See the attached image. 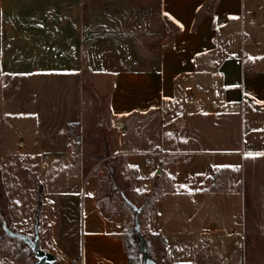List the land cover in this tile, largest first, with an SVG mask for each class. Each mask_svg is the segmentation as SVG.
<instances>
[{"label":"crops","instance_id":"1","mask_svg":"<svg viewBox=\"0 0 264 264\" xmlns=\"http://www.w3.org/2000/svg\"><path fill=\"white\" fill-rule=\"evenodd\" d=\"M150 1L162 23L131 37L112 11L123 0H0V105L15 112L21 104L24 112L29 103V114L47 127L46 149L74 146L78 130L94 126L117 129L111 146L117 153L139 149L141 157L127 155L126 166L170 154L162 161L168 186L154 190L140 227L164 236L172 249L158 216L167 193L202 200L216 183L214 166L246 170L258 161L255 154L264 159V61L255 50L264 38L247 31L249 0ZM214 81L219 90L211 89ZM99 182L92 175L76 205L66 195L53 220L39 182V245L58 248L63 257L56 264H129L119 221L98 199Z\"/></svg>","mask_w":264,"mask_h":264},{"label":"rangeland","instance_id":"2","mask_svg":"<svg viewBox=\"0 0 264 264\" xmlns=\"http://www.w3.org/2000/svg\"><path fill=\"white\" fill-rule=\"evenodd\" d=\"M156 10V3L149 4V0H123V4L112 8L118 29L131 37L141 31L154 32L162 23ZM246 12L251 15L247 31L261 41L264 0H249ZM256 46V53L264 61V47L258 43ZM16 105L15 112H9L10 106L5 111L6 106L0 105V264L36 262L30 248L21 240L7 236L3 226L30 237L35 232L38 234L35 213L39 182L44 184L52 201L53 212L47 217L53 220L55 210L59 206L63 208L67 201L66 195H70L74 205L78 204L85 186L92 182V175L100 176L98 199L107 213L119 221L129 264H143L138 257L139 253L143 255L139 251L138 235L144 239L147 257L157 264H264V159L260 155L246 170L238 165L214 166L216 183L204 192L202 200L182 193H167L162 198L158 216L160 227L171 242L170 249L164 236L149 235L141 227L139 232L134 230L135 212L131 207L133 204L140 209V224L145 213L147 220L154 190L168 186L169 168L162 161L169 159L170 154L162 151L161 161H151L142 167L126 166L123 160L127 155L141 157L139 149L135 146L128 154L117 153L111 147L116 143L117 129L106 133L94 126L79 129L73 138L74 146L58 142V149H46L47 127L43 121L29 114V103L24 104L27 109L24 112L20 111L21 104ZM58 127L51 130L58 134ZM131 138L136 140L135 135ZM19 140L23 146L16 145ZM191 143L190 149H194L196 146ZM210 145L217 142L211 140ZM141 178L144 182L139 184ZM72 234L76 237L77 232ZM46 237L55 242L54 231H47ZM39 247L45 250L42 243ZM50 248L54 252H48L55 255L56 264L62 253L55 246Z\"/></svg>","mask_w":264,"mask_h":264},{"label":"water","instance_id":"3","mask_svg":"<svg viewBox=\"0 0 264 264\" xmlns=\"http://www.w3.org/2000/svg\"><path fill=\"white\" fill-rule=\"evenodd\" d=\"M132 209L135 212L134 217V230L139 232L140 231V223H139V213L140 209L137 208L135 205L131 204ZM4 232L7 236L12 238H17L21 240L24 244H26L30 250L32 251L36 262L35 264H54L56 261V257L54 254L42 250L39 247V240H38V234L37 232L34 233L33 237H30L24 233L12 231L5 226H3ZM138 244H139V251L144 254L143 257V264H157L155 261H153L151 258L147 257L146 255V248H145V242L141 235H138Z\"/></svg>","mask_w":264,"mask_h":264},{"label":"trees","instance_id":"4","mask_svg":"<svg viewBox=\"0 0 264 264\" xmlns=\"http://www.w3.org/2000/svg\"><path fill=\"white\" fill-rule=\"evenodd\" d=\"M41 192H42V186L39 184L38 188L36 190V213H35V223H37V218H38V212H39V208L41 206ZM144 257V254H143Z\"/></svg>","mask_w":264,"mask_h":264},{"label":"built area","instance_id":"5","mask_svg":"<svg viewBox=\"0 0 264 264\" xmlns=\"http://www.w3.org/2000/svg\"><path fill=\"white\" fill-rule=\"evenodd\" d=\"M211 89L214 90V91L219 90L220 87H219V85H218V82L214 81V82L211 84ZM70 142H74V140L71 139ZM138 257H139V259H142V260H143V255H142L141 253H139Z\"/></svg>","mask_w":264,"mask_h":264},{"label":"snow or ice","instance_id":"6","mask_svg":"<svg viewBox=\"0 0 264 264\" xmlns=\"http://www.w3.org/2000/svg\"><path fill=\"white\" fill-rule=\"evenodd\" d=\"M165 15H168L167 13H165ZM247 155H253V154H247ZM255 155H261L260 153H257ZM137 191H140V189H137Z\"/></svg>","mask_w":264,"mask_h":264}]
</instances>
